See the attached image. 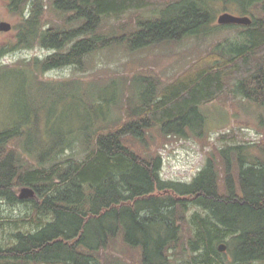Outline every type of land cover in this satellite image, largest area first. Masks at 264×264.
<instances>
[{
	"label": "trees",
	"instance_id": "16d2710c",
	"mask_svg": "<svg viewBox=\"0 0 264 264\" xmlns=\"http://www.w3.org/2000/svg\"><path fill=\"white\" fill-rule=\"evenodd\" d=\"M6 1L23 21L13 49L37 45L52 51L25 65V73L37 74L83 69L87 58L122 41L105 32L104 21L150 7L148 0H52L51 6L46 0ZM216 1L251 17L252 24L213 27L206 0H175L126 39L137 50L190 38L206 41L223 28L242 31L237 40L217 44L203 66L161 91L151 77L136 78L138 103L128 105L125 120L110 116L120 99L112 81L77 87L74 95L82 97L88 119L70 140L57 135L50 145L28 144L20 126L0 131V201L33 205L28 227L0 226V264H104L102 253L118 251L119 243L138 251V264H170L188 225V246L204 257L201 264L222 258L221 244L231 251L230 264H264V141L218 150L189 183L164 180L163 159L148 143L153 130L164 138L203 137L201 106L227 89L226 77L237 79L243 98L264 105V0ZM48 7L62 18L59 24L48 26ZM62 86L76 89L74 83ZM17 140L21 151L12 147ZM79 142L83 160L46 167L75 152ZM33 147L38 167L25 161ZM20 187L33 188L36 200L19 199L15 188ZM6 233L10 237H2Z\"/></svg>",
	"mask_w": 264,
	"mask_h": 264
},
{
	"label": "rangeland",
	"instance_id": "374dc122",
	"mask_svg": "<svg viewBox=\"0 0 264 264\" xmlns=\"http://www.w3.org/2000/svg\"><path fill=\"white\" fill-rule=\"evenodd\" d=\"M46 1L51 6L52 0ZM173 1L175 0H148L150 7L147 9L130 11L104 21L105 32L123 37L116 39L118 42L122 41L87 58L83 69L67 67L37 74L32 71L25 73V65L35 58H46L52 51L37 45L32 49H13L18 40V26L23 21L9 10L6 0H0V22H8L13 27L9 33L0 32V69H3L0 73V131L20 126L27 131L28 144L37 142L40 145H50L57 135L70 140L73 132H79L88 119L81 103L82 97L77 92V98L74 95L77 87L85 89L90 84L107 85L112 81L119 88L120 99H117L116 105L111 106L110 116L113 120L119 117L125 120L128 105L138 103L136 78L151 77L158 83L161 91L190 71L203 66L201 63L217 51V44L225 45L240 37V29L223 28L216 30L206 41L190 38L131 50L126 39L134 37L141 22L157 17L164 6ZM206 1L214 12L213 27L218 25L217 18L222 13L243 16L229 11L222 2ZM47 10L45 21H48V26L59 24L62 18L54 15L49 7ZM221 53L227 57L232 56L228 52ZM224 82L228 84L227 89L222 88L217 99L201 106L206 117L203 137L193 135L188 139L164 138L155 130L150 132L149 148L163 159L161 176L164 180L189 183L205 167L208 157L217 155L218 150L250 146L264 141V105L259 106L237 93L238 81L235 77H226ZM71 83L75 84L76 89L62 86ZM51 86H55V89ZM16 142L19 144L12 145L13 149L21 151L20 144L23 143L19 140ZM81 145V142L76 144L75 152L69 150L58 159L53 158L46 167L66 160H83L84 146ZM37 148L33 147L34 155H27L25 160L34 167L40 165ZM136 148L141 147L136 145ZM21 189L22 187L15 188L17 197ZM32 206L0 201V226L6 229L28 227L27 218ZM4 236L8 238L10 234L6 233L2 237ZM190 237L188 225L185 227L183 240L170 253V264L203 263L204 257L190 252ZM117 250L119 252L107 250L102 253L104 264H138V251L125 248L120 243ZM220 253L223 254L222 258L212 257L213 264H230L231 251L226 249L224 253Z\"/></svg>",
	"mask_w": 264,
	"mask_h": 264
},
{
	"label": "water",
	"instance_id": "95a60500",
	"mask_svg": "<svg viewBox=\"0 0 264 264\" xmlns=\"http://www.w3.org/2000/svg\"><path fill=\"white\" fill-rule=\"evenodd\" d=\"M217 23L220 26H229V25H239V26H250L252 24V19L249 16H238L231 14L229 12L222 13L217 18ZM13 29L12 25L8 22H0V32L9 33ZM36 192L31 187H24L21 189L19 194V199L21 200H30L36 198ZM227 247L225 244L219 246V251L224 253Z\"/></svg>",
	"mask_w": 264,
	"mask_h": 264
}]
</instances>
